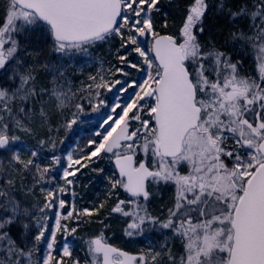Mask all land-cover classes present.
Here are the masks:
<instances>
[{
	"label": "snow or ice",
	"instance_id": "6c2138e0",
	"mask_svg": "<svg viewBox=\"0 0 264 264\" xmlns=\"http://www.w3.org/2000/svg\"><path fill=\"white\" fill-rule=\"evenodd\" d=\"M225 7L220 0L218 10ZM208 10V0H194L173 35L163 32L169 26L166 14L162 23L157 21L161 0H5L0 19V152L6 154L0 157V264H80L66 238L77 228L61 221L98 214L104 203L92 210H78L75 204L64 214L58 210L51 229L46 210L65 209L61 194L75 183L69 177L88 167L82 161L95 163L93 158L102 156L113 158L118 173L110 179L111 189L127 196L117 197L111 208V213L132 217L125 234L131 237L145 224H158L180 240L181 250L173 253L165 244L132 254L110 244L101 231L87 242L90 264H264V0L228 11L233 23L228 41L254 53L258 79L242 75V61L233 62L228 52L201 43ZM244 20L247 28L237 23ZM116 39L119 66L89 76L84 91L98 98L101 89L119 85L118 92L132 88V95L112 108L114 117L104 120L107 128L97 133L99 141L90 140L92 147L79 158L67 156L65 186H41L42 199L28 204L17 193L36 197V186L48 182L51 167L38 162L39 149L55 148L50 135L37 136L35 125L50 131L53 110L64 115L72 103L77 112L63 125L70 129L83 111L76 93L70 87L65 91L62 58L88 54ZM125 68L146 72V77L140 82L108 79L117 73L129 76ZM45 69L52 76L49 85L38 80ZM18 133L35 137L37 145H26ZM51 161L59 164L61 157ZM150 184L174 186V203L163 220L147 210ZM125 205L135 208L126 211ZM58 232L65 234L62 245L56 242ZM41 244L46 253L33 260Z\"/></svg>",
	"mask_w": 264,
	"mask_h": 264
},
{
	"label": "rangeland",
	"instance_id": "374dc122",
	"mask_svg": "<svg viewBox=\"0 0 264 264\" xmlns=\"http://www.w3.org/2000/svg\"><path fill=\"white\" fill-rule=\"evenodd\" d=\"M240 2L241 0H237V2H235L234 4L239 3L240 6L243 4L251 6L255 2V0H242V2ZM4 3L5 0H0L1 18H3L4 15ZM208 4L209 10L205 18L210 19V17H216L218 19L220 17L222 20H227L226 24L231 25L229 27L230 29L228 30L229 34V31L233 29V23L228 15V11L229 9L235 11L240 6L237 9L225 7L223 11H219L218 6H215L213 0H208ZM186 14L187 12L181 13L179 21L176 23L178 27L181 25V17L183 16L184 18ZM158 18L159 16H157V19ZM162 21L163 19H161L160 23H162ZM237 23H242L245 28H247L249 21L244 20L238 21ZM168 25L169 26L167 29H169L170 31L172 28H175V26H171L169 22ZM205 25L206 22H204V27ZM206 28L207 27H205V32L199 37L202 44L208 45L209 48L212 45H215L216 48L222 51L224 50L225 52L232 53H235L237 51V48H240L244 52V60L242 62L246 64L250 63L251 66L254 65L257 70V65L253 52H249V50L247 51L245 50V48L240 46L233 47V44L228 41V35L227 38L224 39V42L208 43L206 41V35L209 34ZM114 42L115 40L111 44L104 43L97 45L94 49H91L88 54L75 53L72 54L70 57L62 58V71H64L65 77L68 81V84L65 87V91H67L70 87L71 91L76 93L74 100L76 103L82 104L83 111L79 112L75 116L76 123L73 124L70 129L65 128L63 125L65 123L66 118L72 119V114L77 112L76 108L73 106L72 103H69L64 109V115H60L59 112L53 110L51 120L52 124H56L54 129L52 125L50 131L47 126L42 127L39 124L35 125L37 129V136L40 139H48V136L50 135L52 140H54V142L56 143V139L60 140L63 138L64 135L65 137L63 138L61 144L58 143V146L55 144V148H52L51 145H46L43 148L39 149L40 156L37 158L38 162L41 163L43 166L51 165V167L46 177V181L48 182H42L41 185L36 186V197L26 194L24 191H19L17 193L18 197L21 199H25L28 204H36L38 198L42 199V195L40 193L41 186H45L47 188L65 186L63 179V171L64 168L67 167V156L71 154L74 159L79 158L83 154L82 150L86 152L89 147H92L88 143L90 140L95 139L99 141L101 139V136L97 135V133H102L104 129L107 128V124L103 123L104 120L107 119L110 115L114 117V113H112V108L115 107L118 103L122 106L128 101V98L132 95V88H129L127 93L123 91L118 92L117 89L120 87L119 85H116V87L112 88L111 90H108L106 88L101 89L98 98L95 96H92L90 98L87 92L84 91L86 85L88 83H91V81L88 79L89 76L107 74L108 70L112 68L113 65L119 66V61L116 59L115 56V48L119 45H114ZM117 43L118 40L116 41V44ZM51 59L53 60V62H55L56 56L53 55ZM130 59H133V57H130ZM124 70L129 72V76L123 77L117 73L114 77L108 75V79H121L127 80L129 82L135 80L140 82L146 77V72H138L136 69L129 68H125ZM44 73L46 75L45 77L48 79V82L50 84L52 76L46 69ZM80 73L83 76H80V78L77 79L76 76ZM60 83H63V81H60ZM44 99L45 101H47L48 97L45 96ZM90 99L91 102H89ZM100 100H103L104 103L101 104ZM34 107L38 112L40 105L34 102ZM48 107L49 109H51V104H49ZM116 111H120V108H116ZM110 122L111 121H109V123ZM18 134L22 136V139L26 145H37V139L35 137L27 136L23 133ZM4 155L6 154L0 152V157H3ZM52 156L61 157L60 163L52 164ZM24 158H27V153L24 154ZM93 159L95 160V163H92L91 161H82V163H90L91 166H88L86 168L87 170H85V168H81L80 171L76 173L75 177H69L70 179H74L75 183L73 185L66 186L65 193L61 194V198L66 201L65 209H60L62 214L66 213V211L69 209V206H71L72 204H75L78 210H83L84 208L92 210L94 208L99 207L101 203H104V208L100 209L98 214L93 213V215L91 216H82L80 218V221H61L62 224L70 223L72 227L77 228V232L75 234L68 235L66 238L71 243V250L73 252V256L79 259L80 264H90L91 256L88 254L87 242L91 238L98 235L101 231H103L108 242H111L116 246L133 252L139 250H144V252H148L150 248L160 250L165 244H167L168 247L171 248L173 253L178 254L181 250V242L178 238L173 237L172 233L170 238H168V236L153 237L147 233H143L140 235V233L138 232L134 233V235L131 237L125 234L127 224L131 222L132 217H125L120 213H111V208L115 206V204L118 202V199L123 198V190L111 189L110 179L115 178L116 174L112 173L111 170L105 169V166H108L110 157L102 156L101 158ZM4 162L6 163V160ZM95 165L98 166H96L95 168ZM76 167L79 166L77 165ZM93 171H95L96 173ZM28 179L30 180L31 177H28ZM20 183V179L17 178V188H20ZM151 187L154 190V186L152 184ZM73 192L75 193V195L72 194ZM110 192L112 193V195H109ZM162 196L163 198H166L165 201H160V199L158 200V198H161ZM162 196L159 197L156 195L158 207L163 206L165 207V210H167L168 208L173 206L171 204L173 202V199H175V195H173L169 190L164 188L162 189ZM165 203L168 204L165 205ZM134 208V205H125L126 211H132L134 210ZM58 210L59 209L56 208V211ZM161 210L164 211L163 209ZM37 212L38 209L36 210V213ZM99 221H103V224H101ZM105 225H107V227H105ZM64 239L65 234L61 232L60 235L56 237V241L59 242L58 245H62ZM42 247V252L40 254L43 257V255L46 253V245L42 244ZM53 254H55V252ZM32 259L34 260V257H32Z\"/></svg>",
	"mask_w": 264,
	"mask_h": 264
},
{
	"label": "flooded vegetation",
	"instance_id": "af4514ba",
	"mask_svg": "<svg viewBox=\"0 0 264 264\" xmlns=\"http://www.w3.org/2000/svg\"><path fill=\"white\" fill-rule=\"evenodd\" d=\"M175 0H161V7L162 9H165L167 10V12L169 11L168 10V7H166V3L170 4V3H173ZM194 2V0H184L183 1V4L180 6L181 8V13H184V12H187V9L188 7ZM182 19V20H181ZM180 19V22L182 24V21H183V16L181 17ZM206 19L207 18H204V22H206ZM181 26V25H180ZM180 26L178 27V25L176 24L175 28H172L171 31L170 30H163V32H167L168 34H173V35H176L178 34V30L180 28ZM248 51V49H245ZM224 51V50H223ZM250 52V50H249ZM231 56H232V59H233V62L237 61V60H240V61H243L244 60V52L242 51V49L240 48H237V51L235 53H232V52H228ZM249 54V53H248ZM251 56V55H249ZM252 66H253V69H252ZM250 65V63H244L242 62L241 65H240V68H241V74L242 75H249V76H252L253 78H259V72L256 70V67L254 65ZM248 67H251V68H248ZM154 186V190L152 189L151 187V184L149 186V191L152 193V196L149 200V202H147L146 204V207H147V210L149 213H151V215L153 216H159L161 220H163L164 218H166V216L168 215V212L167 210H165V207H158V204H157V200H156V195L161 197L162 196V189H167L169 190L173 195H175V189H174V186L172 185H164V184H159V185H155V184H152ZM157 189V191H156ZM154 193V194H153ZM174 198V197H173ZM123 199H127V196H125ZM160 199V201H165L166 198H163V196L161 198H158V200ZM174 203V199H173V202L171 205H173ZM168 203H165V205H167ZM162 205V204H161ZM160 206V205H159ZM161 209H163L164 211H162ZM55 211H56V208H53L52 210H46V213L49 217V219L46 221V223L48 224L49 226V229H51L54 224H55ZM60 211V209H59ZM37 215H41L39 213V211L37 212ZM143 227V232L140 233L143 234V233H147L149 234L150 236H153V237H165V236H168V238L171 237V231L168 230V229H162L160 228V226L157 224V225H152V224H145ZM17 229L16 228H13V233H16ZM61 232H58L56 234V237L60 235ZM46 235H49V233H46ZM57 242V241H56ZM59 244V242H57V245ZM28 246L31 247V244L28 243ZM42 244L40 245V248H39V253L38 252H34L35 254L33 255L34 257V260L36 259H41L42 258V255L40 254L42 252ZM135 253H147L146 251L144 252V250H139V251H135Z\"/></svg>",
	"mask_w": 264,
	"mask_h": 264
},
{
	"label": "trees",
	"instance_id": "16d2710c",
	"mask_svg": "<svg viewBox=\"0 0 264 264\" xmlns=\"http://www.w3.org/2000/svg\"><path fill=\"white\" fill-rule=\"evenodd\" d=\"M183 1L184 0H175L173 3H166V7H168V12L167 10L165 9H162V14L161 15H158L159 18L157 19V21L160 23L161 22V19H165V15L166 14V18H167V21L169 22V24L171 26H176V23L179 21V18L181 16V8L180 6L183 4ZM214 3H215V6H218L219 3H220V0H213ZM224 4L226 5V8H234V9H237L240 5L239 3H236L234 4L235 2H237V0H223ZM242 2V0H241ZM240 2V3H241ZM169 14V15H167ZM164 17H163V16ZM219 17V16H218ZM0 19L1 18V14H0ZM227 20H222L220 17L217 19L216 17H210V19L208 18L206 20V25L205 27H207V31H208V34L209 35H206V41L209 43V42H214V43H219V42H224L227 38V35H228V30L230 29L229 27L231 26L230 24H226ZM169 30V29H167ZM118 39L115 40L114 42V45H119V41L118 43L116 44V41ZM45 70H41L40 71V74H39V77H38V80L40 81L39 83L40 84H43V85H49V82H48V79L45 77ZM79 76V77H78ZM80 76L82 77L83 75H81V73L79 75L76 76V78H80ZM47 97V96H46ZM53 126V129L54 127L56 126L55 123L52 124ZM65 137V135L63 136V138ZM62 139L60 140H55L56 141V145L58 146V143L61 144L62 143ZM67 146V145H66ZM96 166L98 165H95V168ZM105 169L107 170H111V172L113 173V169L111 167V161H109L108 163V166H105ZM85 170H87L85 168ZM95 172V171H93ZM96 173V172H95Z\"/></svg>",
	"mask_w": 264,
	"mask_h": 264
},
{
	"label": "water",
	"instance_id": "95a60500",
	"mask_svg": "<svg viewBox=\"0 0 264 264\" xmlns=\"http://www.w3.org/2000/svg\"><path fill=\"white\" fill-rule=\"evenodd\" d=\"M113 164H114V160H113ZM114 167H115V164H114ZM115 170H116V168H115ZM116 172H117V170H116ZM111 244V243H110ZM113 245V244H112ZM114 246V245H113ZM116 247V246H115ZM119 248V247H118ZM122 249V248H121ZM124 250V249H123ZM124 251H127V250H124ZM127 252H129V251H127ZM129 253H132V252H129ZM132 254H138V253H132Z\"/></svg>",
	"mask_w": 264,
	"mask_h": 264
},
{
	"label": "bare ground",
	"instance_id": "6f19581e",
	"mask_svg": "<svg viewBox=\"0 0 264 264\" xmlns=\"http://www.w3.org/2000/svg\"><path fill=\"white\" fill-rule=\"evenodd\" d=\"M88 166H91L90 163L88 164Z\"/></svg>",
	"mask_w": 264,
	"mask_h": 264
}]
</instances>
